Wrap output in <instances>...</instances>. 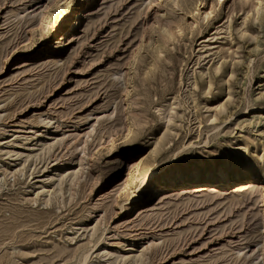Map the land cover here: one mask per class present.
Returning <instances> with one entry per match:
<instances>
[{"label":"rangeland","instance_id":"obj_1","mask_svg":"<svg viewBox=\"0 0 264 264\" xmlns=\"http://www.w3.org/2000/svg\"><path fill=\"white\" fill-rule=\"evenodd\" d=\"M257 178L264 0H0V264H264Z\"/></svg>","mask_w":264,"mask_h":264},{"label":"bare ground","instance_id":"obj_2","mask_svg":"<svg viewBox=\"0 0 264 264\" xmlns=\"http://www.w3.org/2000/svg\"><path fill=\"white\" fill-rule=\"evenodd\" d=\"M214 179L216 183H219L224 186L230 184V182H234L233 180H236L235 178L232 179L230 174L226 172L224 165H219L217 168H210L205 173L199 175H192L179 171L172 172L169 175L163 177V179L158 180L156 182H146L140 192L143 191L142 193H147L150 196L153 193L162 190L163 188L174 187V185L183 186L190 183L212 181ZM234 187V191L240 194L255 192L260 188L262 192L261 194H263L264 197V181L258 178L256 180H248L242 183H234L233 188ZM142 193L139 194V197H142ZM85 259H87V256H85Z\"/></svg>","mask_w":264,"mask_h":264}]
</instances>
